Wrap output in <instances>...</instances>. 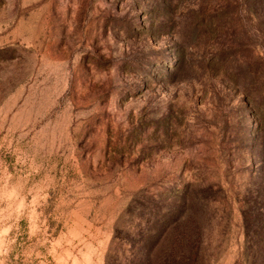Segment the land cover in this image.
Here are the masks:
<instances>
[{"label": "rangeland", "instance_id": "374dc122", "mask_svg": "<svg viewBox=\"0 0 264 264\" xmlns=\"http://www.w3.org/2000/svg\"><path fill=\"white\" fill-rule=\"evenodd\" d=\"M263 183L264 0H0V264H259Z\"/></svg>", "mask_w": 264, "mask_h": 264}, {"label": "trees", "instance_id": "16d2710c", "mask_svg": "<svg viewBox=\"0 0 264 264\" xmlns=\"http://www.w3.org/2000/svg\"><path fill=\"white\" fill-rule=\"evenodd\" d=\"M247 213L251 214V219L249 220L248 218H245L243 220L245 228V235L249 234L250 226L255 225L254 227L256 229L263 230L264 229V183L262 184V190L259 196L252 197V199L249 200L247 208H246ZM153 214L152 218L149 220V224L152 223V225H156L159 223V218L158 213H151ZM155 218V219H154ZM154 219V220H153ZM161 221V220H160ZM163 224L166 223L165 219H163ZM161 223V222H160ZM129 241H131V238H127ZM149 238L144 237L141 235L139 237V240L136 241L137 244L142 243V246L148 245ZM141 246V245H140ZM130 264H152V258H151V253L149 252L148 249L144 250L142 257L136 256L134 254V257L130 261H128ZM259 264H264V258L260 259Z\"/></svg>", "mask_w": 264, "mask_h": 264}]
</instances>
